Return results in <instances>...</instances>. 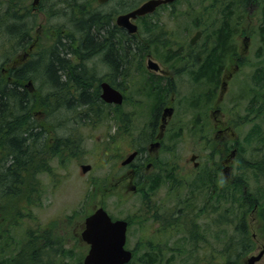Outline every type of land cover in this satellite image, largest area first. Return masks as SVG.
<instances>
[{
	"label": "flooded vegetation",
	"instance_id": "af4514ba",
	"mask_svg": "<svg viewBox=\"0 0 264 264\" xmlns=\"http://www.w3.org/2000/svg\"><path fill=\"white\" fill-rule=\"evenodd\" d=\"M147 1L149 0H105L102 2L98 0H0V32L7 33H5V47H0V84L5 88V90L0 89V93L6 94L8 89H11L22 97V107L18 112L20 117L16 120H27L31 128V138L38 139L36 150L31 154V160L36 157L40 162L39 165H42L45 150V126L57 128L61 122H66L67 118L66 115L64 117L60 114L61 106L54 97L56 91L49 88L53 87V84L45 78L42 70L41 76L36 72L39 70L36 68L40 67L43 58H47L51 54L59 58L64 55L63 59L68 62L72 78L76 76V69L82 70L87 76L89 91L95 96L89 98V102H91V97L93 98L91 103L93 106L91 109H83L84 106L80 102L70 100L71 103H69V98L65 97L68 98L65 103H69L70 109L76 108V113L73 111L75 116L72 114L71 117H68L70 123L82 126L77 122L80 120L90 121L91 113L94 117H99L101 114L98 111L101 110V107L116 111L117 126L114 131H116L117 137H104L97 150L100 153L95 155V157H101L105 162L112 161L115 164L113 167L115 172L108 176V180H101L99 185H93L91 190L105 196L101 207L104 208L111 221L121 220L124 222L126 226L125 249L131 253L132 257L136 254L141 257H152V253L157 254L158 252V249L153 247V242L157 239L173 241L180 239L183 232H186L184 226L191 225L195 228V232H198L197 226H201L199 233L192 235L197 241H201L205 236L202 227L204 224L217 225L220 223L221 178L225 181L231 178L232 160L236 158L237 154L234 143L231 146L227 145V141L230 140L232 123L223 119L222 108L224 107H220V104L224 95L229 91V83L240 69L246 52H248L250 40L248 37V10L251 5L248 6V0L208 1L209 6L212 5V9L209 7L204 9L208 16V26L205 24L196 26V30L187 38L186 43H180L182 44L180 56L172 65H179L178 70L186 73L194 83L191 88L195 91L190 97L194 96L199 99L201 95L205 94V97L210 99L216 95L214 109L207 113L206 118L205 111H203L205 101L202 97L200 102L190 106V109L199 113L192 118L191 122L176 121L175 115L177 116L178 112L175 111L174 96L178 91L172 80L175 76L172 69L175 67L167 68L166 63L154 59L153 55L147 52L144 63L146 74L143 76L131 74L130 68L128 73H125L130 61L137 62L142 48L143 50L154 49L157 48L156 44L162 43L158 42V38L151 32L153 28L155 29L153 19L159 10H166V8L172 10L174 5L172 3L175 0L158 5L148 14L132 16V13ZM109 5H113L114 10L103 9ZM258 8L263 14L264 4H257L256 9ZM83 11L94 20L102 21L107 32L105 39L123 42L124 55L130 57L127 59L118 58L114 67L115 71L106 57L110 48L90 54L80 51L83 34L78 31L76 21ZM119 16L127 17L117 24ZM263 25L264 22L261 25V30L264 29ZM211 27L212 29H210ZM141 30H143V37L140 34ZM223 32L226 35V52L221 58L222 65L211 78L208 73L203 72L202 67L210 62L209 56L214 53L219 44L218 33ZM197 33L198 36L195 37ZM236 39H239L242 44L239 50L235 47ZM58 51L62 52L58 53ZM129 52L131 53L129 54ZM169 60L165 59L166 62H170ZM89 61H92L90 69L84 68V65L88 66L87 62ZM100 61L105 62L107 68L98 73L99 75L94 74L98 72L96 66ZM261 65L259 72L262 77L263 90L259 102L255 100V97L253 99L251 97L248 113L264 109V62ZM88 70H91L94 75H88ZM34 79L40 80L36 87L32 85ZM62 81L67 83L68 88L73 86L70 79H62ZM125 81L132 82V90L136 94L145 93L154 100L152 105L146 106L150 116L147 121L141 123L142 127L138 133L130 131V125L139 115L138 109L142 107V104L139 100L130 101L125 97ZM43 82L48 87V93L41 91ZM204 83L208 88L203 85ZM236 83L237 81L234 86ZM103 86L116 91L121 97V102L115 104L106 101L103 98ZM74 93L71 90L72 97L76 99L75 96H79L80 91H77L76 95H73ZM252 103L257 106L255 109L252 108ZM125 104H129L128 112L123 111ZM62 109L65 110V107ZM208 117L216 131L213 139H209L212 140L210 141L211 151L209 154H200L193 146L190 149L187 147L182 149L174 144V138L179 135L180 131L204 130ZM7 120L6 126L10 127L13 122L12 118ZM87 125L93 127L95 124L89 122ZM5 135L0 134L1 176L6 171L12 170L10 168L11 158H8L4 164L5 169H2L6 157H11L2 143L12 139V136ZM205 144L202 149L206 152ZM182 151L189 153L185 154ZM62 156L66 160L76 158L72 154L71 148H68V152ZM29 164L26 163L20 173L24 172ZM82 166L91 168L89 165L79 164L81 171ZM10 192L12 189L8 188L6 191L0 192V254H6L5 258L10 257L11 254L9 251L14 228H20L28 235V219L32 218V215L27 211L29 206L25 202L24 195L17 198L19 201L17 208L21 212L19 217L16 213L14 218L12 204L9 202L12 198ZM33 198L38 203L41 193L37 192V196ZM114 198L119 203L127 202L126 200L129 198H135L137 205H134L133 211L129 210V213L124 216L114 217L106 209L109 199ZM35 222L33 221V224ZM68 224L72 226L70 230L72 233L74 232V238L79 239L76 224L71 222ZM80 228L82 231L83 225ZM48 230L50 231V229ZM30 232L37 236L38 247L44 246L46 242L50 243L49 238H47L48 240L45 238L49 234L44 233L43 225L41 226L40 222ZM130 235L136 240L133 245H130ZM84 246L87 250L88 246L85 244ZM39 251L41 252L42 248ZM242 251L248 253L246 248H243ZM0 264H10V259H0Z\"/></svg>",
	"mask_w": 264,
	"mask_h": 264
},
{
	"label": "rangeland",
	"instance_id": "374dc122",
	"mask_svg": "<svg viewBox=\"0 0 264 264\" xmlns=\"http://www.w3.org/2000/svg\"><path fill=\"white\" fill-rule=\"evenodd\" d=\"M208 1L177 0L172 3L174 4L172 10L166 8V10L157 11L153 19L155 29L153 28L151 32L158 38V42L162 43L156 44L157 48L154 49L143 50L142 48L137 62L141 60L138 63L130 61L127 64V70H125V73H128L130 68L131 74L140 76L146 74L144 63L147 52L151 53L154 59L166 63L167 68L175 67L172 69V73L175 75L172 80L178 91L174 96L175 111L178 112L177 116L175 115L176 121L191 122L192 118L199 113L190 109V106L196 105L202 97L205 101L203 111H205L206 118L207 113L214 109L216 95L209 100L205 99V94L201 95L199 99L194 96L190 97L195 91L191 88L194 83L186 73L178 70L179 65H172L180 56L182 44H185L187 38L196 30L195 27L204 24L208 26V16L204 10L209 6L210 1ZM248 3H251L248 10V36L250 37L248 52H246L240 69L229 83V91L224 95L220 104V107H224L222 108L223 119L232 123L231 135L230 138L228 137L230 140L227 141V145L231 146L234 143L237 150L236 158L232 160L231 178L227 181L221 178L220 223L217 225L204 224L202 227L205 236L201 241H197L192 236L199 233L201 226H197L198 232H195V228L191 225L184 226V230L190 233L183 232L181 238L175 241L157 239L152 243L153 247L158 249L157 254L152 253V257H141L136 254L128 264H212V262L248 264L247 258H250L251 254L256 255L261 249L264 252V237L258 231L262 226L258 215L261 209L264 210V172L261 171L264 150L261 149V143L257 140V134L253 129L254 125L259 124L264 131V120L262 123L258 114L248 113L251 97L253 99L263 90L259 71L264 62V31L261 30L264 21L261 9H256V6L264 4V1L250 0ZM103 9L114 10V7L109 5ZM5 33H0V47H5L7 34ZM140 34L142 37L144 36L143 30L140 31ZM240 46L242 44L239 39H236V49L239 50ZM166 58L170 59L171 63L166 62ZM87 63L88 66L84 65V68L90 69L92 61ZM40 67L43 66L40 65ZM106 68V63L100 61L96 66L98 72L94 74L105 71ZM36 69H39L36 72L41 76V68ZM88 72V75H94L91 70ZM39 81L34 79L32 85L36 87ZM236 81L240 84L236 83L234 86ZM124 85L126 87L125 97L130 101L139 100L142 104V107L138 109L139 115L130 125V131L138 133L142 127L141 123L147 121L150 116L146 106L152 105L154 100L145 93L136 94L132 90L131 81H125ZM203 85L208 88L206 83ZM49 88L55 91L53 87ZM41 91L49 92L45 82H43ZM92 102L93 98L91 97L90 104ZM128 106L129 104L124 105V112H128ZM98 112L101 114L99 117H94L91 113L90 121L80 120L77 122L82 126L70 123V119L61 122L57 128L45 126L46 149L42 165L40 166V162L34 157L24 172L20 173L14 189L16 193L10 192L12 198L9 202L12 204V213L18 210L19 201L17 198L23 195L25 197V202L29 206L27 211L32 215V218L28 219L29 234L26 235L20 228H14L9 251L10 257L5 258L6 254L3 253L0 254V259H10V264H82L87 250L77 238H74V232L72 233L70 230L72 226H69L68 223L76 224V231L79 235L80 226L84 223L85 217L101 205L105 199V196L103 197L100 192H93L92 186L99 185L101 180H108V176L115 172V168H113L115 164L112 161L105 162L101 157L98 158L95 155L100 153L97 150L104 137L116 135V131H114L117 126L116 111L101 107ZM60 114L64 116L63 110L60 111ZM65 115L71 117L69 114ZM89 122L95 125L93 127L87 125ZM136 123L137 125H135ZM215 134L213 123L208 117L204 130L180 131L179 135L174 138V144L182 149L184 147L190 149L193 146L200 154H209L211 151L210 141H212L209 139H213ZM61 138H69V141ZM204 144L206 152L202 149ZM67 148L72 149L75 159L66 160L62 156L68 152ZM182 153L188 154L189 152L182 151ZM79 164L91 166L90 171L83 173ZM4 189L5 187L2 190ZM37 192L41 193V198L38 199L40 204L33 198L37 196ZM126 201L119 203L115 198L109 199L106 209L114 217L124 216L129 213V210L133 211L134 205H137L135 198H129ZM20 212L21 210H19ZM118 212L120 213L118 214ZM33 221L36 222L33 224ZM39 222L41 226L43 225L44 233L49 234L45 237L46 240L49 238L50 241L41 247H38L37 236L30 232ZM129 241L130 245H133L136 240L130 235ZM40 248H42L41 252ZM243 248L248 249L247 256L239 255ZM70 250L73 251L71 254ZM167 250L169 251L167 252ZM261 256L259 255L258 259L254 258L252 263L256 264L259 261V264H264V255L262 258Z\"/></svg>",
	"mask_w": 264,
	"mask_h": 264
},
{
	"label": "trees",
	"instance_id": "16d2710c",
	"mask_svg": "<svg viewBox=\"0 0 264 264\" xmlns=\"http://www.w3.org/2000/svg\"><path fill=\"white\" fill-rule=\"evenodd\" d=\"M250 0H248L249 2ZM263 2L264 0H258ZM248 5H251V3H248ZM209 9H212V5L208 6ZM87 15V16H86ZM84 11L78 16V19L76 21L77 29L83 34V40L82 44L80 45V51L82 53H92V52H98V51H105L107 48L109 49V52H107V56L109 59V63L113 70L115 71V63L118 58H124L127 59V57H130L129 55H124L125 49L123 46V42L115 41L113 39L108 38L105 39L107 32L104 29V24L101 20H94L93 17L89 16ZM264 16V10L263 14ZM264 19V18H263ZM264 31V29H263ZM225 34L218 33V47L214 50V53H212L210 57V62L203 65L202 70L204 73H208V75L212 78L218 71L219 67L222 65V55L226 49L225 47ZM61 53L62 51H58V53ZM64 55L59 58L57 56H54L53 54L47 56V58H43L41 61V65L43 67L41 68L43 74L45 75V78L48 79L51 84H53V89H55V99L58 101L59 105L61 106V110H63V106L65 107V110H63L64 114L72 115L73 111H76V108L70 109L69 103L70 100L72 102L77 101L80 102L84 107L83 109H91L93 104H90L89 98L92 96L95 97L93 93L89 91V81L87 79L86 74L80 70H75V78H72V74L69 72L68 69V62L63 59ZM79 68V67H77ZM62 79H70L72 80L73 86L68 88L67 83L62 81ZM262 79V77L260 78ZM69 83V82H68ZM0 89L5 90V88L0 84ZM72 92L80 91L79 96L72 97ZM90 92V93H89ZM73 95H76V94ZM69 103L66 104L65 102L68 101ZM22 97L16 92L11 89H8V92L6 94L0 93V134L12 136V139L7 140L6 142H1L2 146L7 149L9 155L11 157H6V161H4L2 169L4 170V164L8 161V158H11L12 164L10 168L12 170L6 171L0 178V192L5 187L3 191H6L8 189H12L14 194L16 193L15 186L18 183V178L20 171L23 169V166L30 162L31 154L34 153L37 147V138H31V128L28 124V121H17L20 117V108L22 107ZM49 106V105H48ZM86 106V107H85ZM257 106L252 103V108L255 109ZM60 110V111H61ZM256 111V110H253ZM259 112H254L260 116V122L263 123L264 120V109L258 110ZM76 113V112H75ZM66 117V116H65ZM12 118V123L10 124V127H7V119ZM69 118H66V121ZM259 122V123H260ZM255 127L254 132L257 134V140L261 143V149L264 150V131L261 128L259 124L254 125ZM47 127V126H46ZM5 135V136H6ZM17 137V138H16ZM62 140L69 141V138H61ZM27 141V142H26ZM29 141V142H28ZM27 144H26V143ZM45 144V143H44ZM46 149V148H45ZM68 149V148H67ZM72 150V149H71ZM45 151V150H44ZM264 157V153L262 155ZM262 169L261 171L264 172V160L262 161L261 165ZM19 213L18 210L14 211V213ZM76 216V214H74ZM259 221L262 224V226L258 229L260 235L264 237V210L261 209L259 213ZM70 218V217H68ZM61 243H64V241H61ZM73 251H70V254ZM247 251L240 252L239 255H244ZM22 257V256H21ZM240 257V256H239Z\"/></svg>",
	"mask_w": 264,
	"mask_h": 264
},
{
	"label": "water",
	"instance_id": "95a60500",
	"mask_svg": "<svg viewBox=\"0 0 264 264\" xmlns=\"http://www.w3.org/2000/svg\"><path fill=\"white\" fill-rule=\"evenodd\" d=\"M99 2L105 0H98ZM172 0H150L138 8L132 16L142 15L151 12L160 3L171 2ZM124 17H119L118 20ZM198 36V33L195 37ZM193 39L191 40V42ZM104 89L103 98L108 102L119 103L120 95L108 88ZM88 167H82L86 171ZM110 231V233H108ZM81 240L90 247L83 259V264H126L130 260V252L124 246L125 225L123 222L112 223L106 213L100 208L84 221V230ZM213 264V263H212Z\"/></svg>",
	"mask_w": 264,
	"mask_h": 264
},
{
	"label": "bare ground",
	"instance_id": "6f19581e",
	"mask_svg": "<svg viewBox=\"0 0 264 264\" xmlns=\"http://www.w3.org/2000/svg\"><path fill=\"white\" fill-rule=\"evenodd\" d=\"M215 3V2H214ZM217 4V3H216ZM215 4V5H216ZM224 8V7H223ZM114 15V14H113ZM215 30V29H214ZM175 36V35H174ZM200 45V44H199ZM187 49V48H186ZM119 76V75H118ZM110 77V76H109ZM113 78V77H112ZM197 80V79H196ZM115 83V82H114ZM114 85V84H113ZM159 85V84H158ZM264 85V84H263ZM159 86H161V85H159ZM159 94V93H158ZM160 98V97H159ZM198 99V98H197ZM158 100V99H157ZM192 101V100H191ZM158 102V101H157ZM163 103V102H162ZM161 105V104H160ZM159 105V106H160ZM64 107V106H63ZM211 111V110H210ZM202 121V120H201ZM75 149V148H74ZM114 158V157H113ZM176 179V178H175ZM178 185V184H177ZM213 191V190H212ZM212 193V192H211ZM222 195V194H221ZM247 205H248V203H247ZM21 217V216H20ZM251 246V245H250ZM9 250V249H8ZM13 251V250H12ZM233 253V252H232Z\"/></svg>",
	"mask_w": 264,
	"mask_h": 264
}]
</instances>
